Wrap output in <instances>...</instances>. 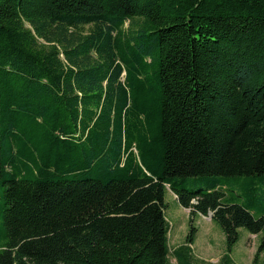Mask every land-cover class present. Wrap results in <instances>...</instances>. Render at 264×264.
<instances>
[{"label":"trees","instance_id":"1","mask_svg":"<svg viewBox=\"0 0 264 264\" xmlns=\"http://www.w3.org/2000/svg\"><path fill=\"white\" fill-rule=\"evenodd\" d=\"M167 190L264 251V0H0V264H170Z\"/></svg>","mask_w":264,"mask_h":264},{"label":"rangeland","instance_id":"2","mask_svg":"<svg viewBox=\"0 0 264 264\" xmlns=\"http://www.w3.org/2000/svg\"><path fill=\"white\" fill-rule=\"evenodd\" d=\"M87 27H84L85 30ZM174 197V195H173ZM168 192L165 194L166 216L168 222L169 261L177 264L172 253L174 248L187 253L193 264H264V251L257 255L261 235L251 234L244 228H238V239L227 249L221 227L208 215L191 217L189 210L180 207ZM175 198V197H174ZM190 223L196 228L191 243H186V235L190 232Z\"/></svg>","mask_w":264,"mask_h":264},{"label":"crops","instance_id":"3","mask_svg":"<svg viewBox=\"0 0 264 264\" xmlns=\"http://www.w3.org/2000/svg\"><path fill=\"white\" fill-rule=\"evenodd\" d=\"M168 192H169V193L172 195V197H173V193H172L170 190H167L166 194H167ZM173 199L176 201V199H175L174 197H173ZM176 203H177V202H176ZM166 218H167V216H166Z\"/></svg>","mask_w":264,"mask_h":264}]
</instances>
